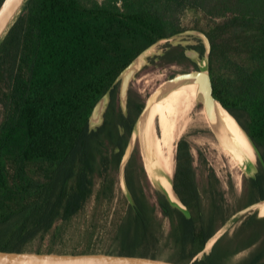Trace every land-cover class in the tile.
<instances>
[{"label":"trees","instance_id":"obj_1","mask_svg":"<svg viewBox=\"0 0 264 264\" xmlns=\"http://www.w3.org/2000/svg\"><path fill=\"white\" fill-rule=\"evenodd\" d=\"M186 10L209 21L192 28L211 44L213 96L261 158L228 205L213 169L201 182L189 144L180 139L173 185L186 217L156 191L150 202L134 150L125 167L131 200L124 199L114 230L116 254L160 259L153 248L164 240L165 260L176 264H226L243 252L236 264H264V218L255 213H246L203 259L194 260L235 213L264 199V0H27L0 43V251L26 252L38 240L36 253H53L40 244L56 236L60 224L92 197L99 205L114 196L120 157L144 104L129 94L123 115L114 81L141 51L185 31ZM195 42L166 44L149 65L196 69L184 55L189 48L202 56L203 46ZM106 92L103 122L89 129L92 108ZM157 209L168 222L164 236Z\"/></svg>","mask_w":264,"mask_h":264},{"label":"rangeland","instance_id":"obj_2","mask_svg":"<svg viewBox=\"0 0 264 264\" xmlns=\"http://www.w3.org/2000/svg\"><path fill=\"white\" fill-rule=\"evenodd\" d=\"M197 22L201 26H206L209 23L201 12L186 10L181 16V23L186 30L170 39L167 43L174 45L193 43L194 37L189 32L194 30L192 26ZM165 45V43H159L153 49L157 53ZM191 70L194 69H185L183 66L178 65L144 66L131 81L129 92L145 102L147 97L164 81L175 74ZM173 95L160 104L158 111L155 112L152 121L149 120L148 124L151 141L153 140V142L159 143L161 155H163L162 158L171 171L168 175L169 178L171 180L173 179L176 143L180 139H184L189 144L194 160L193 166L195 167V173L198 179L202 182L207 168L211 167L221 183L228 205L235 204L234 198L240 193L242 178L253 175L255 169L251 167V173L248 174L244 168L237 167L231 158L221 149L208 128L200 101L195 100L193 97L192 86H184ZM171 102L173 104L175 103L173 105L174 115V112L169 114L164 110V107ZM240 132L242 133V131ZM242 136L251 149L250 157L256 165L257 155L243 133ZM135 150L140 154L138 140L135 143ZM203 160L205 163L202 162ZM145 178L147 179L146 175ZM116 180L117 184L114 190V196L99 205L96 204L94 197H92L80 214L72 218L69 222L58 226L59 229L56 236L50 237L49 240L46 239L45 242L40 244L42 245V249L44 250L46 247L52 248L55 254H79L78 252L83 251H89L92 254H116L117 247L113 241L114 230L123 212V201L126 199L120 187L118 175H116ZM229 181L232 184L231 189L228 187ZM147 182L148 187L146 188V193L150 202L153 203L155 187L150 184L148 179ZM230 209L233 211L235 205L230 206ZM245 214L235 213L216 233V236L214 235V242L208 250L205 249V245L204 249L194 260L203 259L210 252L215 241L224 233L232 232L237 226L239 219ZM155 218L156 223L160 224V230L163 236L166 235L168 222L162 217L158 209L155 213ZM38 245V240L33 241L28 245L26 252L36 253L35 251ZM153 249L161 257V260L166 259L169 250L164 246V240ZM245 253L243 252L232 256L226 264H236L244 257Z\"/></svg>","mask_w":264,"mask_h":264},{"label":"water","instance_id":"obj_3","mask_svg":"<svg viewBox=\"0 0 264 264\" xmlns=\"http://www.w3.org/2000/svg\"><path fill=\"white\" fill-rule=\"evenodd\" d=\"M27 0H3L0 5V43L3 41L7 32L18 17L23 5ZM184 32V31H183ZM182 33V32H181ZM179 33V34H181ZM194 38L199 40L203 46V54H200L194 50L186 48L184 55L192 63L195 64L196 69L178 73L171 78L160 84L145 100L142 109L136 117L134 126L128 136L126 145L120 157V161L117 167V175L120 187L127 200H131V195L128 190L125 181V167L129 162L132 153L135 150V143L138 140L140 148V161L144 170V173L150 182L155 187L156 192L160 193L172 207L180 211L186 217H189V211L185 204L181 201L177 194L173 179L169 178V172L165 171L164 167H158V173L161 177L165 178L166 184L161 185L158 181L153 180L148 172L149 160L147 158L149 149L152 147L153 140L151 141L148 124L149 118L154 105L162 101L173 91L182 89L184 86L193 87V97L195 100L200 101L202 111L207 122L208 128L211 134L214 136L220 147L224 149V142L229 138V134L226 131V127L220 116V112L224 111L237 125L238 129L242 131L252 149H254L257 159L261 158L258 150L252 143L251 139L245 133V131L239 126L236 120L230 116L220 103L213 96V87L208 71V61L211 52V44L207 36L198 30H192L189 32ZM177 34V35H179ZM171 36L156 41L143 51H141L116 77L114 85L118 84V103L123 115L127 114V103L130 83L134 79L135 75L144 66L149 65V60L155 56H159L163 53V49L157 53L153 49L159 43H165L172 46L177 44L167 43L170 39L177 36ZM196 42L190 44H180L182 46L195 45ZM156 53V55H154ZM110 100L109 92H106L93 106L89 117V129H96L103 122V115L108 106ZM226 138V139H225ZM154 150V149H153ZM152 150V151H153ZM154 153V152H153ZM232 153H237L233 152ZM155 154V153H154ZM238 154V153H237ZM156 157V155L154 156ZM157 158V157H156ZM245 159V158H244ZM257 163V160H256ZM239 168H244L247 173L250 174V168L253 167L256 172V165L252 162L251 157L238 165ZM254 172V173H255ZM254 175V174H253ZM253 175H249L251 177ZM264 204V199L259 200L246 208L239 211L241 214L255 213L257 219H263L264 214H260L259 205ZM216 235V234H215ZM0 264H176L161 259H152L149 257L141 256H129L119 254H55V253H28V252H4L0 251Z\"/></svg>","mask_w":264,"mask_h":264},{"label":"bare ground","instance_id":"obj_4","mask_svg":"<svg viewBox=\"0 0 264 264\" xmlns=\"http://www.w3.org/2000/svg\"><path fill=\"white\" fill-rule=\"evenodd\" d=\"M178 91L179 90L173 91L166 98H164L162 101L158 102L156 105L153 106L151 114H150V118H149L150 121H152V118H153L155 112L158 111V107L160 106V104L164 100L169 98L171 95H173L174 93H177ZM174 104L171 102L169 105L165 106L164 107L165 112H168L169 114H172L174 112L173 111V109H174L173 105ZM174 114H175V112L173 113V115ZM220 116H221L222 121H223V123H224V125L226 127V131L229 134V138H227V139L225 138L226 140L224 142V146L227 147L228 151L226 149H224L222 146H221V149L231 158V160L238 167V165L243 164L247 160V158L250 157L251 149H250L247 141L245 140V138L242 136V133L238 129V127L235 124V122L233 121V119H231L224 111L220 112ZM153 143H155V144L151 145L152 147L149 149V153H148V156H147V158L149 160L148 172H149L150 177L153 180L158 181L161 185H165L166 184V180H165V178H163V177H161L159 175L158 167H160V166L162 167L163 166L165 171H167V172H171V171L168 169L167 163L162 158L163 155H161V150H160V147H159V143L158 142L157 143L153 142ZM232 151L233 152H237L238 154L237 153H232ZM155 155H156L157 158L154 157ZM258 209H259L260 214H264V204H260ZM215 236H213L206 243V248H205L206 250H208V248L214 242Z\"/></svg>","mask_w":264,"mask_h":264},{"label":"flooded vegetation","instance_id":"obj_5","mask_svg":"<svg viewBox=\"0 0 264 264\" xmlns=\"http://www.w3.org/2000/svg\"><path fill=\"white\" fill-rule=\"evenodd\" d=\"M194 41H197V39L196 38H194ZM181 45L180 44H177L176 46H174V47H180ZM164 48V47H163ZM182 48V47H181ZM153 63H159V61H155V62H153ZM158 65V64H157ZM151 66V65H150ZM129 94H130V92H129ZM131 95V94H130ZM240 191H241V188H240Z\"/></svg>","mask_w":264,"mask_h":264}]
</instances>
